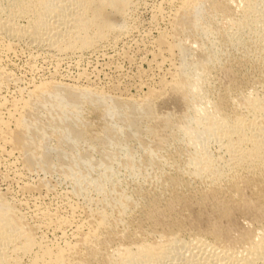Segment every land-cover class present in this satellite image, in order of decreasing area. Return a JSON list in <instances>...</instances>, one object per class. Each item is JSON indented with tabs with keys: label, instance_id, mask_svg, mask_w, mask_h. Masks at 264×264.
Segmentation results:
<instances>
[{
	"label": "bare ground",
	"instance_id": "obj_1",
	"mask_svg": "<svg viewBox=\"0 0 264 264\" xmlns=\"http://www.w3.org/2000/svg\"><path fill=\"white\" fill-rule=\"evenodd\" d=\"M0 264H264V0H0Z\"/></svg>",
	"mask_w": 264,
	"mask_h": 264
},
{
	"label": "rangeland",
	"instance_id": "obj_2",
	"mask_svg": "<svg viewBox=\"0 0 264 264\" xmlns=\"http://www.w3.org/2000/svg\"><path fill=\"white\" fill-rule=\"evenodd\" d=\"M21 64H23V63H18L17 65H18V67H19V69L21 70V68H22V65ZM125 68H127V67H125ZM99 69V71H101V68H98ZM45 72H47L46 70H45ZM71 72H73V70L71 71ZM129 72H131V71H129ZM128 78L129 77H132V72L131 73H128V76H127ZM130 80V79H129Z\"/></svg>",
	"mask_w": 264,
	"mask_h": 264
}]
</instances>
